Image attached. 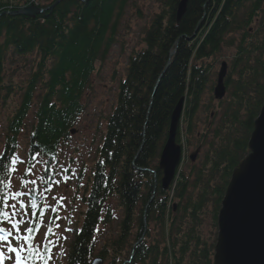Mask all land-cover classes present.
Masks as SVG:
<instances>
[{"label": "trees", "instance_id": "trees-1", "mask_svg": "<svg viewBox=\"0 0 264 264\" xmlns=\"http://www.w3.org/2000/svg\"><path fill=\"white\" fill-rule=\"evenodd\" d=\"M127 1L70 0L57 5L51 14L33 20L0 18V91L4 88L3 64L9 48L18 56L33 53L39 57L19 109L9 122L0 159L9 164L15 154L24 117L39 85L46 92L36 112L37 124L31 133L28 157L42 155L49 162L56 156L81 111L80 91L87 87L93 64L104 59L110 49ZM179 1L166 0V6L172 9L169 19L164 27L161 17L156 19L145 36V51L129 62L126 86H120L118 105L108 120L102 141L104 168L108 167L111 176L108 174L102 182L99 168L94 177L85 200L84 220L69 246L66 264H88L95 232L111 196H117L124 216L117 238L108 247L111 254L99 253L104 260L109 259V264H125L124 260L129 261L126 264H212L213 245L199 236L198 219L211 202L215 220L233 170L248 155L253 123L264 105V0H188L186 13L176 24L174 14ZM15 9L17 6L0 3V13ZM197 26L195 38L189 41ZM234 32H241L232 61V70H238V74L234 81L226 77L230 103L223 108L218 126L208 128L215 144L208 145L201 169H193L195 177L191 184L182 176L176 182V206L169 205V193L162 191L158 183L146 209L147 226L153 223L154 231L158 229V238L151 237L143 228L142 214L153 192V179L138 169L153 170L159 180L160 172L154 163L165 142L172 110L186 95L183 122L191 134V122L209 82L207 70L191 62L216 56L223 45L234 46V40H226ZM175 49L166 65L169 53ZM47 62L51 63L50 68L46 67ZM11 91L8 86L7 95ZM205 173L208 176L204 177ZM187 189L194 194L188 195ZM109 221V214H105L104 223ZM134 225L138 232L131 243ZM142 237L146 241H141ZM125 247L126 255L120 256L118 252Z\"/></svg>", "mask_w": 264, "mask_h": 264}, {"label": "rangeland", "instance_id": "rangeland-1", "mask_svg": "<svg viewBox=\"0 0 264 264\" xmlns=\"http://www.w3.org/2000/svg\"><path fill=\"white\" fill-rule=\"evenodd\" d=\"M53 1L54 0H0V3L3 2L9 4V6H17V9L13 11H2L8 13L27 7L45 9L50 7V5H53V3L58 0ZM63 1L59 2L57 5ZM80 1L86 2L88 0ZM178 6L179 2L177 3L174 14L176 24H179L180 22L177 21ZM185 9H187V5ZM53 10L51 12L46 11L43 15H36L34 18L25 16L15 17H25L33 20L38 16H45L46 13L51 14ZM171 13L172 9L166 6V0L127 1L122 16L120 20H118L114 41L110 49L107 51L104 59L93 64V71L89 75L87 87L80 91L81 97H79V105L81 106V111L78 113V116L72 125H70L68 138L60 143L56 156L52 157L49 162L42 155H36L34 162L32 160V164H35L33 174H26L25 179L29 182L32 179H37V177H43L44 180V176L46 175L44 172L46 170V165L48 164L49 169L48 174L46 175V180L51 178L53 185L50 193L44 191L46 187L43 186L44 181H41L40 179H37L36 185H31V183H29L24 189L15 188L17 177L21 180L23 179V174L25 172L24 164L28 158V146L32 136L31 133L37 124L36 112L46 91L44 87L39 85L33 94L32 106L30 107L26 117H24L23 125L16 145L17 157L21 158L24 161V164H17V171L13 174L12 183L13 190L27 191L33 188L35 192H43V195L47 197V201L44 202L49 203L51 206H56L57 200H59L61 196L65 197V199L60 201L62 207H58V211L55 213V216L59 215L60 217V219L57 220V223L60 224V228L57 229L55 226H52L53 231L57 233V235L49 236V240L54 242V246L50 245V255L52 258L49 260L48 264H56L58 260L60 264L65 263V260L68 257L69 245L73 241L72 229H79L80 225L83 223V215L87 208L85 200L89 198L93 179L97 176L99 168L102 169V173H99V176L102 179L104 177L107 178L108 174L111 176L108 167L104 168L106 159H104L101 155V149L102 144H104L102 141L106 133L108 120L118 105L120 86L127 83L128 67L131 59H135L137 55L145 51V36L152 24H154L156 19L161 17L162 26L164 27V24H166V21L169 19ZM3 16L13 17L4 14L0 16V18ZM240 35L241 32L229 34L226 40H234V46L228 47L227 45H223L221 51L216 56L204 60H193L191 62V65L196 64L197 67L201 66L203 68L202 70H207V74H209V76H207L209 77V82L206 90L199 100L198 112L193 117L191 122V134H188L187 124L183 122V112L187 97L184 95L182 98L183 102L179 116L180 120H178L177 125L179 126L180 124L178 142L182 147L183 155L175 182L171 187V190L167 191V193H169L167 194L168 199L171 201V204L169 205L176 206L178 204V200L175 198L176 182L180 181L181 176L186 178L190 184L193 182L195 177V173L192 172L193 169H201L204 157L208 154V145L211 142L214 143V140L211 139L212 132L208 131V128L211 125L212 130L214 127L216 128L218 126L223 108L230 103V91L226 92V96L222 101H215L212 90L216 84L217 76L219 70L221 69V63L226 64L225 77L230 76L231 80H236L238 70H232V61L236 58L237 51L235 46L240 38ZM194 38L195 36L189 38L188 40L190 41ZM171 52L169 53V61L166 65L170 64L172 57L176 53V49ZM38 61L39 57L33 53L26 56H18L13 53L11 48H9L6 53V60L3 64L4 88L0 91V154L3 152L6 145L9 122L12 120L15 112L19 109L25 87L27 86V82L29 81L32 72L36 70ZM51 66V63H46L47 68H50ZM158 83L159 81L157 82L155 88H157ZM8 86H11L12 88L9 95H7ZM51 103L59 105L56 101H52ZM169 125L170 119L168 127ZM208 133L209 135H207ZM203 137H205V139H203ZM195 152H197L198 155ZM191 156L195 157L194 162L190 161L189 157ZM157 163L158 160L155 161L154 165H157ZM238 167L234 169L233 172L237 170ZM65 176L68 177L67 180L64 179ZM206 176L208 175L205 173L204 177ZM230 179L231 176L228 184ZM57 180L60 182L59 184L56 183ZM104 181H106V179ZM111 182L115 183V179L112 178ZM226 189L223 198L225 196ZM186 191L188 195L194 194L190 189H187ZM53 196L57 199L53 200ZM20 199H23L25 203H27L26 198L22 197ZM11 203H15V201L9 200V204ZM18 209L19 204L17 203V210ZM6 210L10 212V209ZM50 210L51 209L47 211V215L44 217L45 219L40 232L36 235L37 239L41 240V242H44L42 239V233L47 231V227L50 222ZM103 211L104 214L102 216V221L97 227L95 234L91 258L100 256V252L102 253L107 251L108 254H111L108 247L113 239L117 238V234L119 233V224L124 216L123 210L119 206L117 196H111L108 201H106L105 209ZM24 212H28V209L26 208L25 210H22L21 213L23 214ZM212 212V204L209 202L201 211V216L198 219L199 225L197 232L199 236L202 237V240L207 241V244L209 245H213L214 254V247L218 233L217 218L219 210L214 215L215 220L213 219ZM139 213L140 205H138L136 210L137 217L139 216ZM105 214H109L110 221L108 223H104ZM20 216L21 215H18L17 217ZM22 216H24V214ZM24 220L29 221L27 217H25ZM69 221H71V223H69ZM26 226L28 225H24V227ZM24 227L21 229L22 233ZM147 228L151 237L156 235L158 238V229L155 230L157 232L156 233L154 231L153 223H149ZM64 229H71V231H65ZM137 232V226L134 225L130 233L129 242L133 243L134 239H136L135 237ZM57 236H59V238H57ZM64 237H67V239H64ZM142 240L146 241L143 237L141 238V241ZM127 251L128 248L125 247L123 250L118 252V254L120 256H124ZM118 261L120 260L118 259ZM124 261L125 264L129 262L128 260ZM103 263L109 264V259L105 260Z\"/></svg>", "mask_w": 264, "mask_h": 264}, {"label": "water", "instance_id": "water-1", "mask_svg": "<svg viewBox=\"0 0 264 264\" xmlns=\"http://www.w3.org/2000/svg\"><path fill=\"white\" fill-rule=\"evenodd\" d=\"M63 0H58L45 9L24 8L14 12H3L0 16H25L51 12ZM187 0H181L177 21L185 13ZM172 53V52H171ZM225 64L217 76L213 95L221 100L225 94L223 79ZM181 99L170 118L167 141L162 149L159 170L163 174L161 188L167 190L180 160V148L175 142L176 128L182 108ZM249 154L235 170L221 202L217 218V239L214 247L213 264H264V105L254 121L248 141ZM194 160V157H190ZM91 264H103L96 259Z\"/></svg>", "mask_w": 264, "mask_h": 264}, {"label": "snow or ice", "instance_id": "snow-or-ice-1", "mask_svg": "<svg viewBox=\"0 0 264 264\" xmlns=\"http://www.w3.org/2000/svg\"><path fill=\"white\" fill-rule=\"evenodd\" d=\"M18 163L23 164L24 161L20 160L18 157H13L11 159V165H9L4 159H0V174H2V178H0V203L3 205V207L0 208V224L7 221L11 225V228L0 226V264H36L37 261H40V264H48L49 260L52 258L50 255V245L54 246V242L49 240V236L57 235L51 226L53 221L49 222L47 231L42 233L44 242L37 239L36 233L40 231V227L44 222L45 213L48 209L50 208L51 212L54 214L57 213L58 207H62L60 201L65 199V197L61 196L60 199L57 200L56 206H51L49 203L44 202L47 201V197H45L43 193H41L42 205L34 198L30 201L31 217H36L38 213L40 218V223L37 224L35 228L30 226V221H25L23 218L15 219V217L21 215L20 210H25L28 207L25 201L20 199L21 197H26L27 192L24 190H13V183L10 179L12 173L17 171V169L12 166ZM33 168H35V164L28 167L27 173L30 175L33 174ZM37 179L42 181L43 177H37ZM37 179H32L29 182L27 180L21 181V179L17 177L15 188L24 189L29 183H31V185H36ZM64 179L67 180L68 177L65 176ZM56 183L59 184L60 182L57 180ZM44 191L50 192L51 188L47 187ZM52 199L56 200L57 198L53 196ZM9 200L15 201V203L9 204ZM17 203L19 204V210H17ZM6 209H11L12 211L9 212ZM23 214L27 215L28 213L24 212ZM55 219L59 220V215H57ZM69 223H71V221H69ZM22 225H29L24 227L23 233L21 232ZM55 227L59 229L60 224L57 223ZM13 230H15V234ZM64 230L71 231V229ZM57 238H59V236H57ZM64 239H67V237H64Z\"/></svg>", "mask_w": 264, "mask_h": 264}]
</instances>
